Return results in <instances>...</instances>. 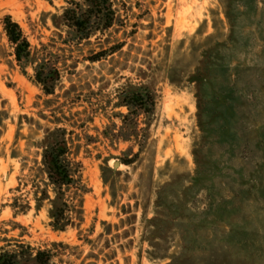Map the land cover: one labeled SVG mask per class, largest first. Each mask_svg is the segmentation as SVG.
Returning <instances> with one entry per match:
<instances>
[{
	"label": "rangeland",
	"instance_id": "1",
	"mask_svg": "<svg viewBox=\"0 0 264 264\" xmlns=\"http://www.w3.org/2000/svg\"><path fill=\"white\" fill-rule=\"evenodd\" d=\"M138 1L140 6L133 8V12L140 14L141 19L134 40L128 38L122 49L125 54H115L113 61L79 63L70 77L79 98L71 102L62 96L70 85L68 74L63 73L55 96L46 97L19 72L1 25L2 17L10 14L30 44L37 46L39 42H47L53 30L48 12H56L63 2L0 0V246L17 239L35 248H51L56 254L51 264H165L180 254L182 220L172 221L169 232L161 238H152L151 245L145 237V221L156 214L158 186L174 175L194 170L192 151L202 139L206 116L202 99H198L195 85L188 78L195 71L200 51L224 39L228 24L223 0ZM134 21L132 17L130 22ZM246 60L252 63L254 57L248 54ZM27 71L31 73L30 69ZM127 81L141 82L154 90L155 113L137 161L129 166L119 163L114 168L113 161L117 159L110 158L106 167L117 172L111 173L106 168L102 171L103 163L97 154L117 156L129 143H119L115 149L98 136L107 122L100 112L82 128L68 124L86 116L83 109L89 106L80 99H89L94 106L109 100L106 112L119 110L112 109L115 94ZM100 86L104 88L98 91ZM260 90L262 95H256L251 87L244 92L240 121L245 128L243 134L250 138L260 126L264 138V83ZM48 98L53 99L51 105L56 116L64 114L69 120L59 126L74 131L71 133L74 142L82 145L78 158L83 164L84 181L90 188L84 196L83 222L64 232L52 230L45 210H35L33 201L26 214L14 216L9 206L11 198L19 194L14 190L20 185L19 179L26 176L34 161L41 160V149L36 144L43 140L45 129L56 126L49 121L53 116L45 107ZM89 136L99 139L85 146L86 151L83 144L91 141ZM137 150L138 146L133 144V152ZM202 197L199 195V202L194 203L195 210L205 208ZM228 231L225 224L215 230L206 227L208 244L205 245V234L199 233L197 241L202 247L193 252L187 264H252L224 241L222 235ZM256 264H264V257Z\"/></svg>",
	"mask_w": 264,
	"mask_h": 264
},
{
	"label": "trees",
	"instance_id": "2",
	"mask_svg": "<svg viewBox=\"0 0 264 264\" xmlns=\"http://www.w3.org/2000/svg\"><path fill=\"white\" fill-rule=\"evenodd\" d=\"M45 1L52 4L55 0ZM61 1L63 4L56 12H48L53 30L47 42L32 46L10 14L2 17L1 25L19 72L46 97L55 96L63 73L68 74L69 87L60 89H64L65 101L75 102L79 95L70 77L77 65L113 61L115 54H125L122 49L128 38L134 40L141 19L140 14L133 12L140 3L138 0ZM222 4L228 33L200 51L195 71L188 78L195 85L196 96L202 99L206 116L202 139L192 151L194 170L190 174L174 175L158 186L154 201L156 214L145 221V237L150 245L152 238H161L169 232L172 221L184 222L180 254L165 264H187L193 252L202 247L197 241L199 233L205 234L206 240V227L215 230L221 224L229 228L222 235L224 241L245 261L256 264L264 257V138L261 126L252 138L243 134L245 128L240 121L245 90L251 87L256 95L263 93L260 87L264 83V0H223ZM132 17L136 21L130 22ZM149 20L151 28V16ZM248 54L254 57V62H246ZM52 100L46 99L45 107L53 116L49 121L56 126L45 129L43 140L36 144L41 149V160L34 161L26 176L19 179L20 185L14 188L19 194L11 198L9 206L14 216L26 214L33 201L35 210H45L48 226L64 232L83 222L84 196L90 188L84 181L83 164L78 158L82 145L74 142L71 136L74 131L59 126L69 120L64 114L56 116ZM78 101L89 106L83 109L86 116L68 125L82 128L100 112L107 122L98 136L115 149L119 143H129L117 156L97 154L104 165L102 171L106 168L111 173L117 172L106 167L110 158L126 166L136 162L155 113L154 90L147 84L127 81L115 94L112 109L119 110L110 114L105 106L109 100L95 106L89 99ZM98 136H89L91 141L83 146L96 142ZM133 144L138 146L136 152ZM201 194L205 208L195 210L194 203L199 202L197 198ZM57 244L61 242H54ZM55 255L51 248H35L17 239L0 246V264H51Z\"/></svg>",
	"mask_w": 264,
	"mask_h": 264
},
{
	"label": "water",
	"instance_id": "3",
	"mask_svg": "<svg viewBox=\"0 0 264 264\" xmlns=\"http://www.w3.org/2000/svg\"><path fill=\"white\" fill-rule=\"evenodd\" d=\"M119 166V162L117 160L113 161V167L117 168Z\"/></svg>",
	"mask_w": 264,
	"mask_h": 264
}]
</instances>
